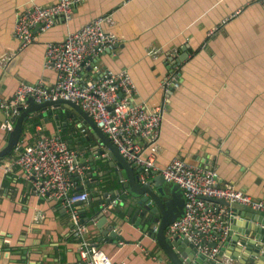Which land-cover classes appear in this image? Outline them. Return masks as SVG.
Segmentation results:
<instances>
[{
	"label": "crops",
	"instance_id": "1",
	"mask_svg": "<svg viewBox=\"0 0 264 264\" xmlns=\"http://www.w3.org/2000/svg\"><path fill=\"white\" fill-rule=\"evenodd\" d=\"M56 1L0 0V60L12 56L7 65L0 64L1 100L12 101L21 83L53 86L56 74L43 66L45 45L63 41L98 17L111 16L113 23L105 30L114 33L119 44L102 54L94 66H85L84 79L97 78L108 69H125L136 87L134 104L148 110L163 108L157 167L166 168L180 157L214 169L223 183L264 200V6L258 0H88L75 8L72 21L57 19L47 32L37 28L35 42L21 49L13 36L17 13ZM187 47L193 52L185 62L177 66L168 62L173 50L181 56ZM152 48L163 50L154 57L149 54ZM175 69L179 87L166 92L162 82ZM42 114L30 118L38 120L37 136L26 133L23 145L60 131L68 142L73 135L78 157L87 156L79 153V133L71 129L76 123L66 112L63 122L67 128L62 126V130L57 115ZM7 138L0 122V151L7 146ZM14 157L0 160V264L76 261L77 242L69 234V214L60 203L33 195L22 169L8 164ZM96 165L100 168L92 171L93 177L76 181L79 191L91 194L81 208L87 235L100 244L113 264L168 262L158 257L156 243L139 227L121 226L119 221V226L107 225L109 240L101 238L93 209L105 194L114 197L113 203L117 201L120 207L114 215L121 218L130 208L132 218L137 205L126 199V192L101 161ZM134 174L143 184V169L135 165ZM159 177L153 172L147 181L155 190ZM173 186L164 182L167 198ZM41 214L43 221L37 220ZM232 250L226 249L238 254V249Z\"/></svg>",
	"mask_w": 264,
	"mask_h": 264
},
{
	"label": "built area",
	"instance_id": "2",
	"mask_svg": "<svg viewBox=\"0 0 264 264\" xmlns=\"http://www.w3.org/2000/svg\"><path fill=\"white\" fill-rule=\"evenodd\" d=\"M86 1L57 0L50 6H34L19 11L13 36L20 48H27L35 42L37 27L41 32H47L55 26L57 19L72 21L75 8ZM258 3L264 6V0H258ZM112 23L111 16L98 17L70 32L63 41L47 43L43 66L55 72L56 83L51 87L21 83L12 101L0 99V109L6 118L3 130L9 135L14 127L11 117L20 115V107L27 108L29 98L38 104L59 100L78 104L108 136L120 155L143 169L142 182H147L154 172L179 187L185 199L184 215L166 229V236L170 240L177 237L188 239L208 259L219 262L218 255L230 231V212L214 200L237 203L261 214H264V200H255L236 185L223 183L214 169L192 165L180 157L174 158L166 168L157 167L163 108L148 110L134 104L136 87L125 69H108L97 78L84 79L85 66H94L102 54L118 46V37L105 30V26ZM162 50L152 48L149 54L156 57ZM179 57L178 50H173L168 62L177 66ZM11 58V55L4 56L0 64L7 65ZM179 78L175 69L163 80V89L168 92L178 88ZM19 147H23L22 151ZM15 150L17 154L8 164L22 169L33 195L60 203L69 214V234L77 242L78 258L74 262L60 264H113L100 244L87 235L88 227L79 204L87 203L91 194L79 191L74 181V177H86L92 173L93 164L79 162L81 157L70 148L60 131L39 137L28 145L20 143ZM44 219L43 214L37 216L39 221ZM215 243L217 246L213 247ZM222 261L224 264H240L227 258ZM161 263L170 264L169 261Z\"/></svg>",
	"mask_w": 264,
	"mask_h": 264
},
{
	"label": "water",
	"instance_id": "3",
	"mask_svg": "<svg viewBox=\"0 0 264 264\" xmlns=\"http://www.w3.org/2000/svg\"><path fill=\"white\" fill-rule=\"evenodd\" d=\"M184 51L178 59L179 64L185 62L193 52L189 47ZM27 103V108H19L21 112L19 116L11 117L14 127L8 135L7 146L0 151V160L11 155L19 145L24 125L35 113L42 112L41 116L55 114L62 121L63 127L67 128V123L63 122L66 112V117L72 118L76 123L71 129L79 133H77V139L81 144L79 153L87 155L85 158H79V162L93 164V171L96 172L100 168L96 162L101 161L109 176L114 175L117 185L126 192V199L137 205L132 218H130L132 208L121 218L114 215V212L120 207L119 204H116L117 201L113 203V196L105 194L104 198L99 201V205L93 209L94 217L97 219L96 228L102 239L109 240L107 225L119 226L116 224L122 221L121 226L128 224L141 228L143 233H146L159 248L158 257L167 258L170 264H224L223 258L238 261L240 264H264V214L237 203L230 204L226 201L214 200L228 208L230 231L218 255L219 262L208 259L188 239L177 237L170 240L166 236V229L184 215L185 199L178 186H173L171 196L167 198L163 188L166 180L162 176L156 181L157 190L153 189L150 182L141 184L139 177L134 174L135 165L120 155L108 136L97 127L93 119L78 104L60 100L38 104L33 98H29ZM5 120L0 109V122L3 124ZM73 140V135H71L69 144L70 148L74 150ZM22 149L23 147H19V151ZM93 176L92 172L86 177L90 179ZM79 206L82 208L83 205L79 204ZM116 238L120 241L123 240L118 235ZM212 246L216 247L217 244ZM228 247L233 249L232 252L238 249V254L227 253ZM242 251L245 257H242Z\"/></svg>",
	"mask_w": 264,
	"mask_h": 264
},
{
	"label": "trees",
	"instance_id": "4",
	"mask_svg": "<svg viewBox=\"0 0 264 264\" xmlns=\"http://www.w3.org/2000/svg\"><path fill=\"white\" fill-rule=\"evenodd\" d=\"M37 123H38V120H36V119H30L28 122H26L25 123V125H24V130H23V135H22V138L20 139V143H22L23 141H24V137L26 136L25 134L26 133H30L32 136H37V131H36V125H37ZM62 124H59L58 125V128H60L61 130H62ZM62 137L66 140V141H68V138H67V136H65V135H62ZM34 140H32V142H33ZM31 142V143H32ZM19 143V144H20ZM30 143V144H31ZM17 154V151L14 149L13 150V152H12V154L11 155H9L8 157L9 158H12V157H14L15 155ZM74 181L76 182L77 181V177H74ZM77 183V182H76Z\"/></svg>",
	"mask_w": 264,
	"mask_h": 264
}]
</instances>
